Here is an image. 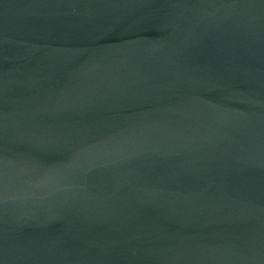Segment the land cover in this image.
<instances>
[{"label":"water","instance_id":"1","mask_svg":"<svg viewBox=\"0 0 264 264\" xmlns=\"http://www.w3.org/2000/svg\"><path fill=\"white\" fill-rule=\"evenodd\" d=\"M0 264H264V0H0Z\"/></svg>","mask_w":264,"mask_h":264}]
</instances>
